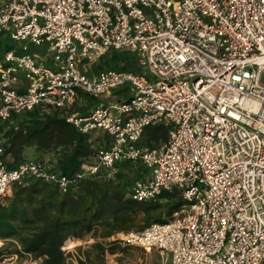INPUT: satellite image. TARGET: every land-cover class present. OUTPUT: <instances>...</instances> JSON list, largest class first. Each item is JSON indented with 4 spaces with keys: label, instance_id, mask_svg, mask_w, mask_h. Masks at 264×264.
I'll return each mask as SVG.
<instances>
[{
    "label": "built area",
    "instance_id": "obj_1",
    "mask_svg": "<svg viewBox=\"0 0 264 264\" xmlns=\"http://www.w3.org/2000/svg\"><path fill=\"white\" fill-rule=\"evenodd\" d=\"M3 34L14 45L0 59V123L58 110L106 143L70 178L36 159L8 168L0 140V201L30 178L66 193L139 162L148 176L128 198L176 191L185 205L120 244L164 264H264V0H0ZM111 51L136 69L90 73ZM80 93L99 101L88 115ZM154 127L167 140L143 143Z\"/></svg>",
    "mask_w": 264,
    "mask_h": 264
},
{
    "label": "trees",
    "instance_id": "obj_2",
    "mask_svg": "<svg viewBox=\"0 0 264 264\" xmlns=\"http://www.w3.org/2000/svg\"><path fill=\"white\" fill-rule=\"evenodd\" d=\"M13 45L9 37L0 35V59ZM106 63L118 65V70L136 69L135 60L126 52H115L107 60L100 61L96 68L101 70ZM114 94L128 97L126 88ZM86 103V106H76L82 115H88L98 100L86 95ZM146 136L148 142L166 141L167 129L148 128L144 138ZM0 140L8 168L26 161V149L34 148L38 155L36 160L47 161L56 172L70 178L78 174L94 154L91 137L80 133L58 110L35 109L12 116L10 121L0 123ZM45 155L53 156L47 160ZM129 164H116L111 177L102 173L99 177L82 180L77 189L66 193L53 184L33 178L14 184L11 195L0 201V264L13 258L18 262L34 260L39 264H69L70 253L63 249L67 241L82 240L95 233L98 226L105 229L100 235L105 240L115 233L131 230L143 216L144 223L137 228V232H141L152 223L166 222L185 205L182 197L177 196L178 192L164 191L160 199L166 200L167 217L150 219V212L158 206H153L152 202L131 200L127 190L132 182L121 184L124 179L122 170ZM105 251L106 246L96 242L81 251L75 264H103Z\"/></svg>",
    "mask_w": 264,
    "mask_h": 264
},
{
    "label": "rangeland",
    "instance_id": "obj_3",
    "mask_svg": "<svg viewBox=\"0 0 264 264\" xmlns=\"http://www.w3.org/2000/svg\"><path fill=\"white\" fill-rule=\"evenodd\" d=\"M2 36L4 38L8 37L7 34H3ZM32 49H33V51L38 52L42 56L46 55L45 48H42V47L41 48H34L33 47ZM117 53L121 54L123 52L120 51ZM113 54H115L114 51L109 52L106 56L103 57L102 60L100 59L96 64H99L100 61L107 60ZM96 64L94 63L92 65L90 73H92L93 70L94 71L97 70V69H95V67L97 66ZM105 67L114 68V69L119 68V66L118 65L115 66L114 63H108ZM97 140H100L101 143H103L104 140L106 141L105 138H104V140L102 138H99ZM142 142L143 143H149L147 136H146V138L143 139ZM153 144L158 145L159 142H155ZM122 171H123L124 179L121 181V184H123V183L126 184L127 181L132 182L131 186L127 190V196H128L129 190L131 189V187L133 185V182H135L138 179L145 178L148 176L147 171L139 162L131 163L128 166H125ZM127 185H129V183ZM11 193H12V190H11ZM11 193H10V195H11ZM177 196L179 197L180 194L178 193ZM165 204H166L165 199H160L157 202H152L153 206L157 205L158 207H156L154 210H152L150 212V215H149L150 219L153 220V219H156L158 217L166 218L167 217V214H166L167 207L165 206ZM144 220H145V218L143 216H140L137 224L131 230L115 233L113 236H111L110 238L105 239V240H103V238L100 237V235L102 234V232L105 229L103 227L98 226L96 228L97 233L92 232L91 234H89L92 241L86 240V238L88 237L87 236V237L83 238L82 240H77L78 244H77L76 248L66 250V252L70 253V257L68 258V263L69 264H71V263L75 264L76 263V257L81 255V251L89 249V247L96 242H102L106 246L104 260L102 262L103 264H164V261H163L161 255L159 254V252L157 250L153 249L150 252H147L146 250L139 248V247L123 246L122 244L119 243V241L121 240V238L124 235L131 233V232H137V228L142 226V224L144 223ZM96 234L98 235V237H95ZM114 242H116V244L114 246H112L111 244ZM1 245H2V242L0 241V246ZM79 247L81 248V251L78 250ZM94 255H95V253L92 254L93 258H94ZM33 263L39 264V261L25 260L22 262H18L16 258H13V259H5L1 264H33Z\"/></svg>",
    "mask_w": 264,
    "mask_h": 264
},
{
    "label": "crops",
    "instance_id": "obj_4",
    "mask_svg": "<svg viewBox=\"0 0 264 264\" xmlns=\"http://www.w3.org/2000/svg\"><path fill=\"white\" fill-rule=\"evenodd\" d=\"M2 58V57H1ZM99 102V101H98ZM87 105V103H86V95L85 94H83V93H80L79 94V98H78V102H77V107H82V106H86ZM102 133L101 132H95L92 136H91V140H92V146H93V148L95 149V148H97V147H99L100 145H102L103 143L105 144L106 143V141L104 140V138L105 137H103L102 135H101ZM99 138H102L103 140H104V142L103 143H101L100 142V140H97V139H99ZM163 142H165V141H162V140H160L159 141V144L158 145H160V144H162ZM153 143H155L154 141H150L148 144L149 145H154ZM53 155H45V158L44 159H50V157H52ZM38 157V155L35 153V149L34 148H27L26 149V151H25V153H24V159L25 160H33V159H36ZM88 236V237H87ZM85 237H87L86 238V240H90V241H92V239H91V237L89 236V234L88 235H86ZM84 237V238H85ZM74 248H76V247H74Z\"/></svg>",
    "mask_w": 264,
    "mask_h": 264
},
{
    "label": "bare ground",
    "instance_id": "obj_5",
    "mask_svg": "<svg viewBox=\"0 0 264 264\" xmlns=\"http://www.w3.org/2000/svg\"><path fill=\"white\" fill-rule=\"evenodd\" d=\"M78 244L77 240H70L65 243V246L63 247L64 250H70L74 247H76ZM34 264V263H33Z\"/></svg>",
    "mask_w": 264,
    "mask_h": 264
}]
</instances>
